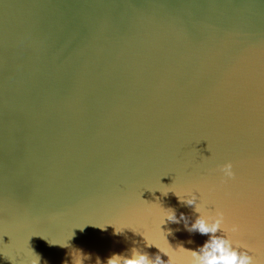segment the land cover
Segmentation results:
<instances>
[{"label": "water", "instance_id": "1", "mask_svg": "<svg viewBox=\"0 0 264 264\" xmlns=\"http://www.w3.org/2000/svg\"><path fill=\"white\" fill-rule=\"evenodd\" d=\"M192 193L264 264V0H0V264H189Z\"/></svg>", "mask_w": 264, "mask_h": 264}, {"label": "clouds", "instance_id": "2", "mask_svg": "<svg viewBox=\"0 0 264 264\" xmlns=\"http://www.w3.org/2000/svg\"><path fill=\"white\" fill-rule=\"evenodd\" d=\"M220 171L223 173L224 179H231L235 177L234 167L231 161L223 164L220 167ZM164 194L166 195L167 193ZM180 200L182 202H186L188 205H195V211L199 213L194 223L191 224L190 231H198L200 234L209 236V239L206 240L197 250H189L181 246L182 251L190 253L189 264H257L253 256L249 254L247 244H241L239 242L234 243L233 240L226 234L217 235L218 232H237L239 230V227L236 224H233L231 229H227L225 227L223 211L217 210L215 214L202 212L198 206L197 194L195 193L188 195L185 199L180 198ZM179 219L186 218L183 214H181ZM166 220L176 223L179 222L173 209H171L170 215H165L164 221L161 225L164 224ZM170 231L171 230H169V234ZM116 233L120 232L116 231ZM143 237L145 238L147 247L155 246L159 249V253H163L168 256L167 262L161 258L159 253L153 258L150 257L147 252L133 247L129 252L130 254L111 255L107 259L106 264H175V261L169 252L161 249L157 245L148 243L147 238L144 235ZM173 251H175L174 248ZM35 257V259L31 260L30 264H39L40 257L37 254H35ZM88 258V256L81 253L79 261L74 262V264H83V261ZM97 264H100L99 259L97 260Z\"/></svg>", "mask_w": 264, "mask_h": 264}]
</instances>
